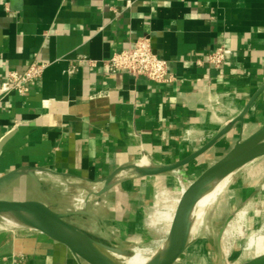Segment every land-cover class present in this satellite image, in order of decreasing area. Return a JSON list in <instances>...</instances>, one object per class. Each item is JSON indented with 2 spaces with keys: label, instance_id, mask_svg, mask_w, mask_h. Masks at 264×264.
Wrapping results in <instances>:
<instances>
[{
  "label": "crops",
  "instance_id": "obj_1",
  "mask_svg": "<svg viewBox=\"0 0 264 264\" xmlns=\"http://www.w3.org/2000/svg\"><path fill=\"white\" fill-rule=\"evenodd\" d=\"M141 38L167 62L170 82L106 71ZM220 47L226 60L215 69L208 60ZM33 63L45 69L30 92L0 97V178L18 172L0 200L68 214L83 195L86 214L68 221L125 255L167 242L182 173L203 174L264 129V0H0V88ZM215 139L177 171L131 169L182 163ZM260 171L231 186L213 222L252 204L247 180ZM4 225L0 264H86L39 231Z\"/></svg>",
  "mask_w": 264,
  "mask_h": 264
},
{
  "label": "water",
  "instance_id": "obj_2",
  "mask_svg": "<svg viewBox=\"0 0 264 264\" xmlns=\"http://www.w3.org/2000/svg\"><path fill=\"white\" fill-rule=\"evenodd\" d=\"M246 111L234 122H243ZM217 139L210 142L199 152L186 161L160 169L140 168L132 166L135 173L141 175H158L179 170L189 161L205 153ZM2 144L0 145V150ZM264 157V129L253 135L250 139L238 142L235 147L220 161L208 168L199 178L193 182L182 195L175 213L174 223L169 239L163 245L166 248L162 254L154 256L152 264H176L189 245L192 213L195 201L199 193L210 186L216 179L227 177L249 162ZM34 175V172H31ZM116 172L107 181L103 190L98 194L106 193L111 181L119 174ZM18 175V172L8 174L0 178V193ZM85 211H72L68 214L55 212L47 205L36 202H13L0 200V218L8 215H16L27 226L28 229L39 231L51 239L65 245L75 256L86 264H118L109 258L106 253L127 257L122 251L97 242L93 238L82 233L68 219L72 216L85 215ZM248 264H264V256L252 260Z\"/></svg>",
  "mask_w": 264,
  "mask_h": 264
},
{
  "label": "rangeland",
  "instance_id": "obj_3",
  "mask_svg": "<svg viewBox=\"0 0 264 264\" xmlns=\"http://www.w3.org/2000/svg\"><path fill=\"white\" fill-rule=\"evenodd\" d=\"M251 170L252 172L261 170L260 173L255 174L247 180L254 190L251 200L252 204L249 205L248 210L244 214L239 216L243 210L237 214L235 221H233L231 235L226 236V232L232 221L230 223L213 222L212 219L216 217V207L220 200L228 194L231 186L240 180V178L247 179V172H251ZM200 173H182L183 175L180 176V190L188 188L199 178ZM260 202H264V158L257 159L254 163L246 165L234 173L227 191L207 211L204 225L198 233L199 236L189 243L184 255L180 259L181 261H178L177 264H180V262L181 264H232V261H237L235 263L237 264L240 263L241 255L246 259L260 257L254 254L255 248L252 247V243L256 240L264 239V205ZM234 213L232 212L231 214L233 216L232 219L235 216ZM229 215V212H225L223 217L227 218ZM3 226L5 225L0 219V228ZM141 249L142 247L129 248L128 256L133 255L134 252L142 253Z\"/></svg>",
  "mask_w": 264,
  "mask_h": 264
},
{
  "label": "built area",
  "instance_id": "obj_4",
  "mask_svg": "<svg viewBox=\"0 0 264 264\" xmlns=\"http://www.w3.org/2000/svg\"><path fill=\"white\" fill-rule=\"evenodd\" d=\"M225 60L226 50L224 47H220L210 55L208 61L213 68L221 69ZM81 63L92 62L82 59ZM44 69L45 66L33 63L22 74L16 71L10 72L7 80L0 88V97L13 92L25 97L30 92L31 85L42 78ZM105 69L109 73L125 71L135 76L144 77L149 82L156 84H165L171 81L167 62L154 53L147 38L139 39L133 48L114 54L105 62ZM88 201L89 198L83 195L76 196L74 198V211H84V206Z\"/></svg>",
  "mask_w": 264,
  "mask_h": 264
},
{
  "label": "bare ground",
  "instance_id": "obj_5",
  "mask_svg": "<svg viewBox=\"0 0 264 264\" xmlns=\"http://www.w3.org/2000/svg\"><path fill=\"white\" fill-rule=\"evenodd\" d=\"M254 161H256V160H254ZM254 161L249 162L247 165L254 163ZM141 167L143 168V166H141ZM251 172H252V170H251ZM233 175L234 174L227 176V177H224V178L221 177V178L216 179L210 186H208L204 190H202L199 193V195L197 196L196 201H195V208H194V211L192 213V222H191V231H190L189 242H191L193 240V238L195 236H197V234L201 231V229L204 225L205 217L207 216V211L210 209V207L212 208V206L216 203V201L220 198V196H222L227 191L228 186L231 182V179L233 178ZM186 190H187V188H182L181 189V195H183ZM180 199L177 200V203H179ZM260 203L262 205H264V202L263 203L260 202ZM247 210H248V208L243 209V211L239 214V216L244 214V212ZM0 219H1V222L4 224H8V225H12L15 227H21V228L27 229V226L16 215H8V216L2 217ZM232 228H233V222L230 224V227L226 232V236L231 235ZM252 247L255 248V251H254L255 255H257V256L263 255L264 256V239L256 240L254 243H252ZM165 248H166V246H163V245H161V246L160 245H158V246L148 245V246L142 247V249H141L142 253H133V255L127 256V257H125V256L120 257L117 255H112V254H108V253H106V255L109 258H111L113 261H115L116 263L152 264L153 259H154L153 257L157 256L159 254H162V252Z\"/></svg>",
  "mask_w": 264,
  "mask_h": 264
}]
</instances>
